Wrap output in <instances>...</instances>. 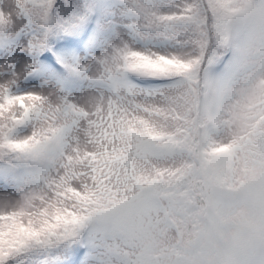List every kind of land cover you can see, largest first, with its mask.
I'll return each mask as SVG.
<instances>
[{
    "label": "snow or ice",
    "instance_id": "1",
    "mask_svg": "<svg viewBox=\"0 0 264 264\" xmlns=\"http://www.w3.org/2000/svg\"><path fill=\"white\" fill-rule=\"evenodd\" d=\"M0 264H264V0H0Z\"/></svg>",
    "mask_w": 264,
    "mask_h": 264
}]
</instances>
